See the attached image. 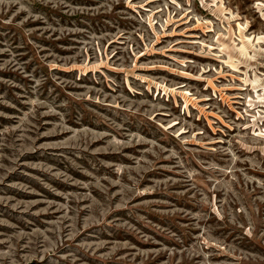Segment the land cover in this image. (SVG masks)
I'll list each match as a JSON object with an SVG mask.
<instances>
[{"label": "rangeland", "instance_id": "1", "mask_svg": "<svg viewBox=\"0 0 264 264\" xmlns=\"http://www.w3.org/2000/svg\"><path fill=\"white\" fill-rule=\"evenodd\" d=\"M0 264H264V0H0Z\"/></svg>", "mask_w": 264, "mask_h": 264}]
</instances>
